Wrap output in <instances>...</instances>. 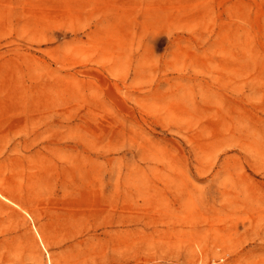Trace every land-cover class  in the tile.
I'll return each instance as SVG.
<instances>
[{"label":"rangeland","instance_id":"1","mask_svg":"<svg viewBox=\"0 0 264 264\" xmlns=\"http://www.w3.org/2000/svg\"><path fill=\"white\" fill-rule=\"evenodd\" d=\"M0 264H264V0H0Z\"/></svg>","mask_w":264,"mask_h":264},{"label":"bare ground","instance_id":"2","mask_svg":"<svg viewBox=\"0 0 264 264\" xmlns=\"http://www.w3.org/2000/svg\"><path fill=\"white\" fill-rule=\"evenodd\" d=\"M3 196V195H2Z\"/></svg>","mask_w":264,"mask_h":264}]
</instances>
